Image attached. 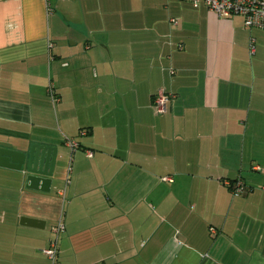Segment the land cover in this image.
Returning a JSON list of instances; mask_svg holds the SVG:
<instances>
[{
    "label": "crops",
    "instance_id": "1",
    "mask_svg": "<svg viewBox=\"0 0 264 264\" xmlns=\"http://www.w3.org/2000/svg\"><path fill=\"white\" fill-rule=\"evenodd\" d=\"M0 142L60 156L0 166V264H53L54 240L56 264H264V29L241 16L0 0Z\"/></svg>",
    "mask_w": 264,
    "mask_h": 264
},
{
    "label": "built area",
    "instance_id": "2",
    "mask_svg": "<svg viewBox=\"0 0 264 264\" xmlns=\"http://www.w3.org/2000/svg\"><path fill=\"white\" fill-rule=\"evenodd\" d=\"M189 1L194 7L205 5L211 11H214L220 17L241 16L246 28H262L264 29V0H186ZM250 53H254V40H251ZM50 93L54 100H56L55 94L50 88ZM171 99V96L160 92L153 101V106L158 113H162L166 110V104ZM84 134V132H83ZM66 144L70 148L71 153L78 147L79 143L67 138ZM88 156H92V151H86ZM164 180H171L170 176L163 178ZM227 184H231L227 181ZM232 185V184H231ZM233 190L237 194H242L245 191V187L240 181H236ZM65 223L63 217L60 218L57 225L54 227L55 234L58 236L65 230ZM45 254L51 259L53 264L57 263L58 256V243L57 240L51 242L50 246L44 249ZM94 264H103L101 262Z\"/></svg>",
    "mask_w": 264,
    "mask_h": 264
},
{
    "label": "water",
    "instance_id": "3",
    "mask_svg": "<svg viewBox=\"0 0 264 264\" xmlns=\"http://www.w3.org/2000/svg\"><path fill=\"white\" fill-rule=\"evenodd\" d=\"M60 156L57 148L35 144L25 150L14 149L12 144L0 142V166L23 172L26 179H32L33 173L48 174L54 172ZM22 222L36 224V219L23 218Z\"/></svg>",
    "mask_w": 264,
    "mask_h": 264
}]
</instances>
